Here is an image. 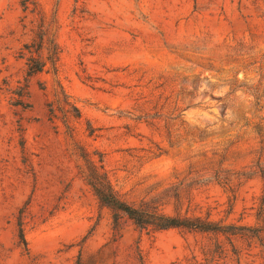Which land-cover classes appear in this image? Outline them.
Listing matches in <instances>:
<instances>
[{"label": "rangeland", "instance_id": "1", "mask_svg": "<svg viewBox=\"0 0 264 264\" xmlns=\"http://www.w3.org/2000/svg\"><path fill=\"white\" fill-rule=\"evenodd\" d=\"M0 264H264V0H0Z\"/></svg>", "mask_w": 264, "mask_h": 264}, {"label": "trees", "instance_id": "2", "mask_svg": "<svg viewBox=\"0 0 264 264\" xmlns=\"http://www.w3.org/2000/svg\"><path fill=\"white\" fill-rule=\"evenodd\" d=\"M27 66V74L32 76L44 69L45 62H43L40 56H32L28 59ZM89 181L100 202L112 210L115 224H118L123 216H127L134 224L141 228L151 227L154 230H162L174 227H189L204 231L218 230L217 226L204 222L199 218L193 220L181 219L178 216L162 213L157 208L148 206L138 207L127 203L117 195L106 176H101L94 168L89 176ZM20 238L24 245H27L22 228L20 229Z\"/></svg>", "mask_w": 264, "mask_h": 264}]
</instances>
